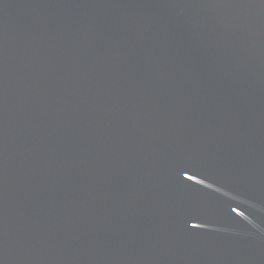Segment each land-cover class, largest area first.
<instances>
[{
  "label": "water",
  "instance_id": "water-1",
  "mask_svg": "<svg viewBox=\"0 0 264 264\" xmlns=\"http://www.w3.org/2000/svg\"><path fill=\"white\" fill-rule=\"evenodd\" d=\"M0 264H264V0H0Z\"/></svg>",
  "mask_w": 264,
  "mask_h": 264
}]
</instances>
